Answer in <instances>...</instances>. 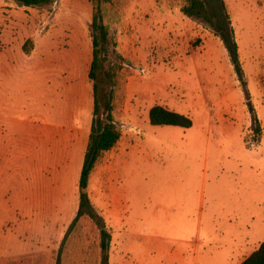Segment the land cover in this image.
<instances>
[{
  "label": "rangeland",
  "instance_id": "obj_1",
  "mask_svg": "<svg viewBox=\"0 0 264 264\" xmlns=\"http://www.w3.org/2000/svg\"><path fill=\"white\" fill-rule=\"evenodd\" d=\"M202 1L210 9L215 4ZM186 2L112 0L102 4L103 23L121 60L115 59L110 48L99 61L94 83L101 106L105 96L113 93V117L121 137L128 133L143 137L142 129L134 131L133 124L141 126L144 114L150 126L148 110L160 105L189 116L193 123L189 129L166 126L179 130L163 134L166 143L184 133L185 139L202 140L205 145L208 137L221 147L222 169L215 175L219 174L223 189L217 193L221 214L231 216L236 230L248 238L243 249H255L264 242V0H223L242 79L214 29L182 13ZM95 6L94 0H55L42 7L0 0V116L5 124L24 121L27 128H21L20 134L26 131L27 138L19 133L17 137L28 142L18 167L0 162L2 178L11 170L16 175L15 189L0 184V194L5 197V190L21 199L23 187L30 191L31 183L33 194L27 209H0V264H103L99 221L84 214L76 218L78 182L93 113V81L88 73ZM252 113L261 128L257 142ZM39 116L44 121H37ZM47 123L49 161L38 166L35 158L45 144L35 134L31 139L28 135ZM144 135L155 137L158 132L144 129ZM202 149L201 159L205 158ZM172 157L164 153L161 160L170 164ZM105 163L102 154L86 190L94 204L103 206L111 184ZM123 237L124 233L116 243L117 255L106 264H136L122 248L127 244ZM156 262L170 264V259H151L150 264Z\"/></svg>",
  "mask_w": 264,
  "mask_h": 264
},
{
  "label": "crops",
  "instance_id": "obj_2",
  "mask_svg": "<svg viewBox=\"0 0 264 264\" xmlns=\"http://www.w3.org/2000/svg\"><path fill=\"white\" fill-rule=\"evenodd\" d=\"M143 118L141 126L133 124L132 128L134 131L142 129L143 137L128 133V137H120L112 149L102 153L105 154V170L111 183L105 191V205L94 204L89 197L94 209L105 219V226L111 235L109 260L117 255L116 243L124 233L123 239H127V244L122 248L136 264H150L151 259L160 257L169 258L170 264H241L258 247L244 250L248 238L242 237L240 229L236 230L238 226L231 216L221 214L217 193L223 189L219 174L215 176L222 169L218 154L221 147L208 137L205 138V145L202 140L185 139L184 133L168 144L162 135L179 130L146 126L144 114ZM39 120L44 121L41 117ZM21 128H27L24 121L5 124L0 116V162L4 165L13 164L16 168L23 160L28 142L17 137L19 133L27 138L25 130V134H20ZM59 128L57 126L56 130L59 131ZM144 129L156 131L158 136L146 137ZM50 130L47 123L45 127L32 129L33 133L28 135L31 139L35 134L42 145L45 144V149L42 146V151L35 158L38 166L49 161ZM203 147L205 158L201 159ZM164 153L167 156L173 154L170 164L162 162L161 155ZM211 158H214L213 161ZM169 171L170 175L167 174ZM10 172L3 178L0 175V184L6 183L14 190L16 175ZM210 173L213 176L209 178ZM23 188L25 193L22 190L21 199L3 190L6 196L0 194V209L31 207L32 191H28L27 185ZM234 259L235 262L232 261Z\"/></svg>",
  "mask_w": 264,
  "mask_h": 264
},
{
  "label": "trees",
  "instance_id": "obj_3",
  "mask_svg": "<svg viewBox=\"0 0 264 264\" xmlns=\"http://www.w3.org/2000/svg\"><path fill=\"white\" fill-rule=\"evenodd\" d=\"M16 4L26 7H42L51 5L55 0H13ZM96 2L95 10L91 21V42H92V59L88 77L92 84L93 97V113L90 125L88 140L83 157L82 167L79 176V207L76 218L82 214L86 215L91 220H98L100 228V247L103 253V264L108 261V248L111 235L106 231L104 219L98 215L94 209L88 193L89 176L99 160L102 153L112 149L121 137L118 123L113 117V100L114 95L109 92L105 96L103 106H101L98 89L95 80V70L98 67L100 59L105 58L108 50L111 48V53L116 60H121L117 55L116 44L109 40V32L103 23L100 6L110 3L112 0H94ZM214 5L210 9L202 0H187L186 5L182 8V13L191 19L201 20L207 23L214 29L215 34L222 41L225 50L228 53L231 64L239 79H242V70L239 63L238 47L234 38L231 22L226 11L223 0H214ZM101 55H103L101 57ZM243 86V93L248 97V92ZM103 107V111L101 108ZM149 123L153 126H174L182 129H189L193 123L189 116L169 110L160 105L152 106L148 111ZM252 130L255 133V141H259L261 128L255 114L252 113ZM74 219L71 227L75 223ZM241 264H264V242H261L258 248L253 251Z\"/></svg>",
  "mask_w": 264,
  "mask_h": 264
},
{
  "label": "water",
  "instance_id": "obj_4",
  "mask_svg": "<svg viewBox=\"0 0 264 264\" xmlns=\"http://www.w3.org/2000/svg\"><path fill=\"white\" fill-rule=\"evenodd\" d=\"M247 107H248V110L251 111L252 107L249 102H247Z\"/></svg>",
  "mask_w": 264,
  "mask_h": 264
}]
</instances>
